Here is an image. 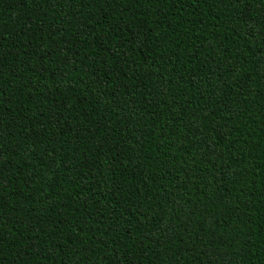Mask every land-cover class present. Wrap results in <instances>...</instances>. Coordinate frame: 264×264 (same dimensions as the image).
<instances>
[{"label":"trees","instance_id":"trees-1","mask_svg":"<svg viewBox=\"0 0 264 264\" xmlns=\"http://www.w3.org/2000/svg\"><path fill=\"white\" fill-rule=\"evenodd\" d=\"M0 264H264V0H0Z\"/></svg>","mask_w":264,"mask_h":264}]
</instances>
